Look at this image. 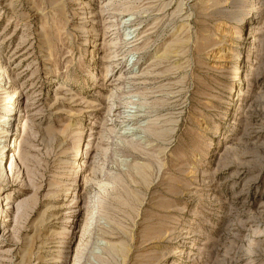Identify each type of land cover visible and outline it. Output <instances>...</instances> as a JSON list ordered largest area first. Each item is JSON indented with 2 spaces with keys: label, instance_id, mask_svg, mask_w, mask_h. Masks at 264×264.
<instances>
[{
  "label": "rangeland",
  "instance_id": "rangeland-1",
  "mask_svg": "<svg viewBox=\"0 0 264 264\" xmlns=\"http://www.w3.org/2000/svg\"><path fill=\"white\" fill-rule=\"evenodd\" d=\"M4 114L0 264H264V0H0Z\"/></svg>",
  "mask_w": 264,
  "mask_h": 264
},
{
  "label": "bare ground",
  "instance_id": "bare-ground-1",
  "mask_svg": "<svg viewBox=\"0 0 264 264\" xmlns=\"http://www.w3.org/2000/svg\"><path fill=\"white\" fill-rule=\"evenodd\" d=\"M106 67H108V65H107ZM2 75H3V74H2ZM3 89H4V88H3ZM0 119H2V120H1L2 122H0V125H1V124H4V125L8 124L9 114H4V115L0 116ZM0 130H2L3 132H5L7 129L3 130V128H1ZM6 134H7V133H6ZM124 134H125V133H124ZM5 141H6V140L0 141V142H2V146H1V148H0V153H1L2 148H5V144H4ZM1 197H2V196H1ZM1 205H2V204H1ZM1 205H0V206H1ZM12 208H13V206H12Z\"/></svg>",
  "mask_w": 264,
  "mask_h": 264
}]
</instances>
